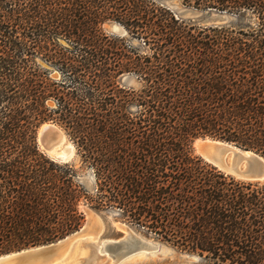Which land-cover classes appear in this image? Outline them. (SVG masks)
<instances>
[{"label":"trees","instance_id":"obj_1","mask_svg":"<svg viewBox=\"0 0 264 264\" xmlns=\"http://www.w3.org/2000/svg\"><path fill=\"white\" fill-rule=\"evenodd\" d=\"M196 4L246 21L198 27L155 0H0V255L78 230L87 197L199 264H264V183L193 150L208 135L264 156V0ZM110 19L147 53L106 33ZM125 72L141 86L124 84ZM47 120L93 168L95 196L72 164L39 149Z\"/></svg>","mask_w":264,"mask_h":264},{"label":"rangeland","instance_id":"obj_2","mask_svg":"<svg viewBox=\"0 0 264 264\" xmlns=\"http://www.w3.org/2000/svg\"><path fill=\"white\" fill-rule=\"evenodd\" d=\"M155 1L158 4L167 6L171 10L175 11L178 16H180L182 19L186 21V23L194 24L198 27L212 25V24H206V21L215 19L214 14L220 13L219 10L209 11L208 7H204V5H197L196 0H155ZM167 2L172 3L174 7L169 6ZM227 12L230 14H236L231 11H227ZM236 15L237 17H235L233 21L231 22L229 21L227 23H222V24H217V25L233 24V25L238 26L242 24L244 21H246V19H244L245 17L239 14H236ZM111 23L118 24L119 26L123 28V31L120 33L111 32L109 29V25ZM102 28L106 33L118 38L123 43H126V45L131 44L132 47L135 50H138L141 54L147 53L148 46L145 44L144 39L134 35L132 33V28L129 25H127L125 22L119 21L116 19L106 20L104 21ZM117 31H119V29ZM39 62L44 67H47L50 69L51 77L53 79H63L62 72L57 67H54L41 59H39ZM123 74L132 76L133 83L130 85V87L139 88L141 86V83L139 79L137 78L136 74L132 72H125ZM48 104L51 107L56 106L57 99L55 98L50 99L48 101ZM127 109L134 112L136 110V105L129 104L127 105ZM48 124L51 127L54 126V128H57V130H61L67 136V138L73 143L75 150H76V154L73 158L67 161H60V160L55 159L53 156L49 155V153L45 150V148H43L39 140V132L43 126L48 125ZM214 140H221V139H217V138L206 135V136H198L193 141L194 153L202 157L205 161L211 164L212 162L208 161L203 156L200 150V146H198V143L201 142L200 145H203L208 142H213ZM232 143L236 144L234 142ZM38 145H39V149L42 152H44L47 156L51 157L52 159H55L62 163L68 162L72 164L75 170L77 171V175L80 177L79 180L76 179L77 182L81 184L83 183L85 189H87L88 196H95L96 181L94 179V175H95L94 170L90 165H87L82 161V157L78 152L76 143L74 142L72 137L69 135L68 131L60 123L55 122L53 120L44 121L38 129ZM230 157L231 156H229V158ZM87 177L89 178L91 182L90 185H89L90 182H87ZM80 209L85 214V220L83 222V225L81 226L82 228H84L89 222L88 212L89 214L93 213L92 215L99 216L102 220V226L98 231H95V230L93 231L92 228L89 229L88 232L86 233L85 238H80V240L78 239L77 243L73 246L71 253L63 261H61V263H58V264H114L113 260H117L118 258L117 254L116 252L112 251L111 248H107L106 245L111 243L110 240H118L122 237L127 236L128 234L123 229V227L125 226L132 228V230L134 231V234L141 236L142 239L144 238L149 241H152L153 243L159 244V249L153 250V253H152V249H149L146 251L141 249L140 251H137L132 256H130V258H127L121 264H199L200 263V262H195V263L183 262V260L180 258V253H185V254H195V253L182 251L176 246L172 245L171 243L163 241L161 238H159L154 233L149 232L147 227H144L142 224L139 225L138 223L132 222L130 219L125 217L118 207L106 206V207L98 208V207H95L94 202H90L89 198L84 197L80 203ZM81 227L79 229H82ZM74 232L70 233L69 235L73 234ZM35 246H38V245H35ZM30 247L35 248L34 246H30ZM30 247H27V248L31 249ZM24 250H26V248H24ZM78 250H80L81 252ZM17 251L19 250L11 251L9 253L10 254L16 253ZM4 254H8V253H4ZM4 254H1V255H4Z\"/></svg>","mask_w":264,"mask_h":264},{"label":"water","instance_id":"obj_3","mask_svg":"<svg viewBox=\"0 0 264 264\" xmlns=\"http://www.w3.org/2000/svg\"><path fill=\"white\" fill-rule=\"evenodd\" d=\"M169 6L174 7V5L170 2H167ZM215 19H211L206 21V24H222L231 21V15L227 13H215ZM116 23H111L109 25V29L113 33H117L114 29ZM124 84H132L133 78L131 76H125ZM51 126L46 127L45 131L42 134L41 143L43 144L45 150L48 153H52L54 150L55 143L51 139ZM203 156L212 164L221 170H224L228 174L232 176H236L239 179L251 181V182H264V156L253 150L242 149L236 144H233L230 141L226 140H214L213 142H208L202 145L200 148ZM229 156H231L229 158ZM53 157L57 160L62 161V157L56 156L53 154ZM74 157V156H73ZM72 157V158H73ZM71 159V158H70ZM69 159V160H70ZM80 178V177H79ZM87 182H90L87 177ZM91 182L89 183V185ZM82 228V227H81ZM69 236H72L71 240H78L85 236V232L82 229L77 230L71 235L66 236L65 238L59 239L58 241L38 245V246H47L50 244L59 243L61 240H66ZM111 243L107 244V248H111L112 251L117 254L116 264H121L128 257L140 251L142 248L146 249H159V244L153 243L151 241H143L141 236L137 234H133L132 236H125L118 240H110ZM34 246V247H38ZM33 248V247H30ZM29 249V248H26ZM19 250V251H23ZM17 251V252H19ZM10 254V253H8ZM4 254V255H8ZM4 255H0V264H7L11 259L3 257ZM180 258L183 262H200L202 259L201 256L195 254H185L180 253Z\"/></svg>","mask_w":264,"mask_h":264},{"label":"bare ground","instance_id":"obj_4","mask_svg":"<svg viewBox=\"0 0 264 264\" xmlns=\"http://www.w3.org/2000/svg\"><path fill=\"white\" fill-rule=\"evenodd\" d=\"M114 29L115 31L119 29L117 33H120L123 31V28L119 26L118 24H115ZM48 126L49 124L43 126L39 132L40 143L42 139L41 138L42 134L45 131L46 127ZM51 128H52L50 132L51 139L55 143V146H54V150L52 151V153L50 152L49 155L53 156V154L54 155L56 154V156L62 157V161H67L73 156H75L76 150H75L73 143L67 138V136L61 130H57V128H54V126ZM200 144L201 142L198 143V146H200L201 148L202 145ZM41 145L43 146L42 143ZM92 214H89L88 212L89 222L84 228H82V231L85 232V236L89 229L92 228L93 231L94 230L98 231L102 226L101 218L97 215H92ZM123 229L126 231V233L129 236L130 235L132 236L134 234V231L130 227L125 226L123 227ZM85 236L82 238H85ZM71 239H72V236H69L68 238H66V240H61L59 241V243H56V244H50L47 246H40V247L31 248V249H26V250L19 251L16 253L4 255L3 257L11 259L7 264H58V263H61V261H63L71 253L73 246L77 243V240L74 241ZM143 241H149V240L143 238ZM142 250L146 251L149 249L142 248ZM153 250H152V253H153ZM116 261L117 260H113V263L116 264Z\"/></svg>","mask_w":264,"mask_h":264}]
</instances>
